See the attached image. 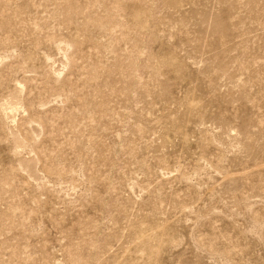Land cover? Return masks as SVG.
Masks as SVG:
<instances>
[{"label": "rangeland", "instance_id": "374dc122", "mask_svg": "<svg viewBox=\"0 0 264 264\" xmlns=\"http://www.w3.org/2000/svg\"><path fill=\"white\" fill-rule=\"evenodd\" d=\"M0 264H264V0H0Z\"/></svg>", "mask_w": 264, "mask_h": 264}]
</instances>
